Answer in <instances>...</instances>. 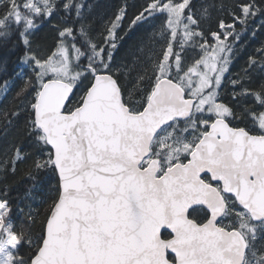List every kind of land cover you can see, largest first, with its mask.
<instances>
[{
    "label": "snow or ice",
    "instance_id": "obj_1",
    "mask_svg": "<svg viewBox=\"0 0 264 264\" xmlns=\"http://www.w3.org/2000/svg\"><path fill=\"white\" fill-rule=\"evenodd\" d=\"M99 7L0 0V264H264V0Z\"/></svg>",
    "mask_w": 264,
    "mask_h": 264
},
{
    "label": "trees",
    "instance_id": "obj_2",
    "mask_svg": "<svg viewBox=\"0 0 264 264\" xmlns=\"http://www.w3.org/2000/svg\"><path fill=\"white\" fill-rule=\"evenodd\" d=\"M90 2L93 5L99 3V5H101V7L97 8V11L100 14H103V12L105 11L103 5L110 3L111 0H90ZM36 38L40 39L42 41L46 38L47 42L50 44L51 43V36H50L49 31H48V26H43L41 28V30L37 33ZM242 42L247 46V51H249V52H251L253 50V48L255 47V44H253L248 37H245ZM258 42H259V38H257V43ZM8 59H9L8 72L6 74H4V76L2 78H0V80L6 78L8 75H13L17 71L21 72L22 76H21V79H16V77L13 75V80L15 81V83L12 85V90L7 93V96L4 95L3 98L0 100V107H5V106H8L10 104V102L13 99V96L15 94V90H16L17 86L22 83L23 74H25L29 71L27 68H24L22 65L15 62V56L10 55L8 57ZM241 63H243V59H241L238 63H236L235 68L238 69ZM74 102H75V98H74ZM197 216H198L197 212H195V213L193 212L191 214V217H193V218H196Z\"/></svg>",
    "mask_w": 264,
    "mask_h": 264
},
{
    "label": "rangeland",
    "instance_id": "obj_3",
    "mask_svg": "<svg viewBox=\"0 0 264 264\" xmlns=\"http://www.w3.org/2000/svg\"><path fill=\"white\" fill-rule=\"evenodd\" d=\"M3 76H0V78H2ZM3 96H4V93H3V91L2 90H0V100L3 98Z\"/></svg>",
    "mask_w": 264,
    "mask_h": 264
},
{
    "label": "water",
    "instance_id": "obj_4",
    "mask_svg": "<svg viewBox=\"0 0 264 264\" xmlns=\"http://www.w3.org/2000/svg\"><path fill=\"white\" fill-rule=\"evenodd\" d=\"M193 207H194V208H198L199 206H195V205H194ZM190 210H192V209H189V212H190Z\"/></svg>",
    "mask_w": 264,
    "mask_h": 264
},
{
    "label": "flooded vegetation",
    "instance_id": "obj_5",
    "mask_svg": "<svg viewBox=\"0 0 264 264\" xmlns=\"http://www.w3.org/2000/svg\"><path fill=\"white\" fill-rule=\"evenodd\" d=\"M190 213L192 214L193 213V211L192 210H190ZM195 213V212H194Z\"/></svg>",
    "mask_w": 264,
    "mask_h": 264
}]
</instances>
